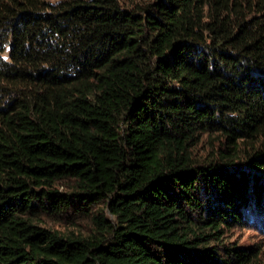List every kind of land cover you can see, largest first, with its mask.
<instances>
[{"label":"trees","instance_id":"1","mask_svg":"<svg viewBox=\"0 0 264 264\" xmlns=\"http://www.w3.org/2000/svg\"><path fill=\"white\" fill-rule=\"evenodd\" d=\"M261 172L264 0H0V264H257Z\"/></svg>","mask_w":264,"mask_h":264},{"label":"rangeland","instance_id":"2","mask_svg":"<svg viewBox=\"0 0 264 264\" xmlns=\"http://www.w3.org/2000/svg\"><path fill=\"white\" fill-rule=\"evenodd\" d=\"M148 0H120L121 5L125 8H133L136 5L146 3ZM223 140L218 139L215 135H202L197 145L193 149L194 156L198 159H203L209 154H214L215 151L222 146ZM259 182L264 184V173H260ZM58 187L64 193H70L73 190V182L69 179L61 180ZM105 203L92 205L89 211L92 213L104 214L105 218L114 222L112 216L104 210ZM66 216H44L42 225L53 231H58L62 234L91 236L96 234V226L92 223L91 216L73 215L68 213ZM245 218L241 226L235 225L227 234L229 241H233L240 246L255 249L258 252L257 264H264V216L252 209L244 211Z\"/></svg>","mask_w":264,"mask_h":264}]
</instances>
